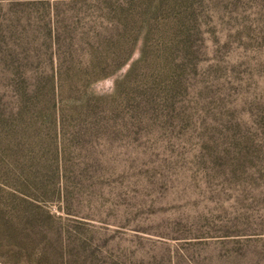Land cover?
Listing matches in <instances>:
<instances>
[{
	"label": "rangeland",
	"instance_id": "374dc122",
	"mask_svg": "<svg viewBox=\"0 0 264 264\" xmlns=\"http://www.w3.org/2000/svg\"><path fill=\"white\" fill-rule=\"evenodd\" d=\"M0 264H264V0H0Z\"/></svg>",
	"mask_w": 264,
	"mask_h": 264
}]
</instances>
